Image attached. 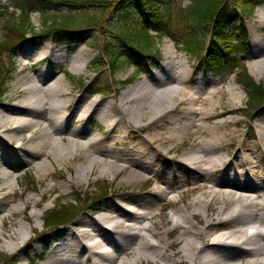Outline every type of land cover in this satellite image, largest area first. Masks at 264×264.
I'll list each match as a JSON object with an SVG mask.
<instances>
[{"label":"bare ground","instance_id":"1","mask_svg":"<svg viewBox=\"0 0 264 264\" xmlns=\"http://www.w3.org/2000/svg\"><path fill=\"white\" fill-rule=\"evenodd\" d=\"M262 10L264 6L255 13L256 27L264 26ZM257 41L255 38L254 43ZM46 48L37 54L29 47L24 54L36 63L46 57L73 62L75 74L85 67L83 48L70 56L51 53V43ZM166 53L168 57L175 52ZM168 64V80L161 73L157 82L148 80L143 87L122 93L117 103L81 96L72 99L58 79L51 82L53 74L47 68L12 84L10 90H19L20 95L11 103L0 104V202L15 193L18 176L13 177L9 165L16 158L30 165L31 160L44 157L33 166L40 177L49 174L52 162L75 165L69 182L76 184L85 182L94 171L98 176L121 175L122 183L140 189L150 176L156 181L164 179L166 184L154 186L146 195L123 196L120 204L113 205L126 220L134 217L133 224L102 214L80 220V230L61 233L62 240L50 247L45 264H113L115 255L124 251H129L131 258L118 264H137L145 259L160 264H264V121H259L256 141L248 144L235 129L238 120L228 117L241 99L236 83L228 80L234 84L226 90L225 98L215 83L205 89L209 80L192 79L179 69L181 64ZM249 70L258 79L264 72V60ZM71 104L73 111L69 113ZM91 115H97L110 130L105 139L82 128L69 129L70 120L84 123ZM121 124L146 129L139 140L132 130L121 131ZM22 132L25 136L19 135ZM234 143V155L230 156ZM53 188L47 185L46 190ZM171 191L178 194L177 199L169 196ZM197 191L196 197L188 199ZM155 195L160 201L169 196L168 202L177 208L171 216H161L165 227L156 224V214L151 213L160 203ZM29 202L35 207L38 203L26 196L23 203ZM20 211L17 205L9 208L10 215ZM3 218L0 216L1 221ZM144 221L149 224L143 225ZM101 223L108 227H101ZM89 231L105 238L91 242L85 256L82 240L94 234ZM1 236L12 244L2 240V247L13 252L26 240L21 226L6 236L0 232Z\"/></svg>","mask_w":264,"mask_h":264},{"label":"rangeland","instance_id":"2","mask_svg":"<svg viewBox=\"0 0 264 264\" xmlns=\"http://www.w3.org/2000/svg\"><path fill=\"white\" fill-rule=\"evenodd\" d=\"M14 1L15 0H0V11L4 13L1 17L2 25H0V40H2L4 34L2 27H5L6 22L12 17L17 19L19 16L20 10L12 7V5L15 6ZM111 2V5H116L118 3L116 0H111ZM172 2L173 4L180 3L181 7L187 8V6H190L191 0H175ZM229 4L230 2L227 3V6H229ZM3 7L6 9L3 10ZM261 7L257 8L251 13V15L244 16V26L247 28V36L245 41L242 40L244 50L237 60H239L241 65H245L247 73L253 81L264 85V72L258 76V79L253 78L249 72V69H251L253 64L264 60V26L256 27V20L258 17H255V13L260 10ZM51 8V12L58 16L63 15L79 18L81 15H93L97 19V25L92 26V30H90L88 34L90 38L86 40L85 43H58L48 40L42 33L43 31H48L50 27H52L50 26L51 21L49 20V22L44 25L42 16L39 13L31 12L28 16V27L32 28V30L28 29V32L25 35L26 40L16 45L14 60H8L7 55L0 56V65L3 64L7 73L10 72L7 74L5 71L2 80L0 81V89L3 90V94L5 93L0 98V104L15 101L20 93L18 92L19 90H10L12 84L19 80L20 77L26 75L30 76V74L34 76L40 74L41 68H47L50 70L53 74L51 82L58 79L61 82L62 87L64 86L65 89L71 92L72 99L81 96L84 98L86 97V99L89 100L97 98L105 103H117L122 93L126 94L130 89L141 88L143 87L144 82L148 80H151L150 82H157L161 73L165 74L164 77L168 80L167 76H169V74H166L169 65L168 62L174 61L177 63V66L181 64L179 69H182L185 73H189L192 79L203 77L209 80V84L205 86V89H210L213 83H215L214 86L219 87L224 91L226 95L225 98L227 97L226 90L229 87H232L234 84L233 82H235L236 84L234 85L237 86L236 92H238L241 99L238 103L234 104L235 109L228 117L231 116L238 120L239 126L235 129L242 135V138L248 144H252L256 141L257 128H260L259 125L261 124L259 121H264V114L261 117L252 120L255 114L252 113V108L248 106V102L246 101L247 93L242 87H240L238 81H236L237 79H240L239 70H236V76L234 74H223L219 77L210 70L209 67H203V65L199 64L193 56L184 52L182 46H176L170 39L160 37L154 32H149V41L151 43L149 50L155 54H146L145 56L136 53L130 57L125 55L126 60L125 58H122L124 57L123 55L120 57V60L114 59L111 57L113 54H119L120 56L125 50H128L126 46L120 42L117 36L113 34V31L117 28L121 29V27L131 21L132 15L130 7L122 13L113 10H104L103 8L100 9L95 6L86 7L85 9H80V11H75L73 9L69 10L65 7L54 5H51ZM55 9H58V11ZM261 12L264 13L263 10ZM199 34V41L201 45L204 46L207 42L205 35L203 34V31H199ZM237 35L239 38L241 37L238 32ZM255 38L258 39L256 43H254ZM50 43L54 47L51 53L56 56L63 53L66 56H70L83 48L82 57H86L87 61L81 72L78 74L73 72V62L71 63L68 61L64 63L63 61L60 62L46 57L36 63L30 57H26V53L24 54L29 47L35 48L37 54L43 53L46 49L48 50L46 47ZM168 50H174L175 53H173L172 56L166 57L165 54H167L166 52ZM114 60L115 63L112 64V61ZM108 63L114 68H118L114 70L112 66L107 65ZM9 64H12V66H8ZM229 79H232L233 82H229ZM84 83L87 86L82 89L81 87ZM223 108L228 109L229 106L223 104ZM72 109L73 104H71L69 108V113L73 111ZM121 125V131L124 129L128 131L132 130V135L136 136L137 139H139L140 134L146 129L142 125L137 129L130 127L126 128L124 124ZM68 127L70 130L82 128L86 130L87 133L101 139H105L108 134H110V130H108L103 120L97 115H91L84 123L78 122L77 119H75V121L70 120ZM19 135L25 136L23 132ZM62 137H67L66 131ZM232 146L233 147L229 150L230 156L234 155V149L236 148L235 143ZM44 159V157L34 159L29 162L30 165H26V163H20L21 161L16 158L14 159V163L9 165L12 172H14L13 177L18 176V184L15 186L16 189L14 195L4 197L0 202V216H4L2 219L3 221L0 220V232L4 233L6 236L8 232L10 233L13 231L15 227L21 226L26 232V240L20 243L21 247L16 252H13L10 250V247H2L4 245L2 240L7 241V244L10 246L12 244L7 238L4 239L1 236L0 256H13L17 264H27L26 257L24 256L26 247L29 248L28 257L35 260V264H45L50 247L62 240L61 233L69 230L77 231L76 228L78 227L80 220L89 219L94 213L103 212L102 215L107 217L114 215L119 223L122 221L126 224L135 223L136 219H134V217L126 220L123 215L121 216L118 211H115L113 205L120 204V199L123 196L146 195L148 194L147 191L154 186L163 187L166 185L164 179L156 181L150 176V180L148 179L140 189L122 183L120 181L121 175L116 176L115 178H112L111 176H98L95 171L88 175L85 182L76 184L71 181L69 182V179L75 175V165H57L54 162H52L53 166H50L49 174L45 175L46 177H40L35 172L33 166L39 161H44ZM5 161H7V159H5ZM174 184L175 183H172L173 186ZM201 184L199 185L201 186ZM47 185L54 186L53 190H46ZM191 187L189 186L188 188ZM197 193H199V191L190 195L188 199H191L193 196L196 197ZM26 196L37 200L38 203L36 207L32 202H29L26 205L23 203ZM156 196L157 195H155V200L160 203H157L152 208L151 213L156 214V217L154 218L156 224L160 227H165V225L162 224L164 223L165 218H162L161 216H171V214L174 213L172 212L173 209L174 211L177 209L168 202V198L170 196L177 199L178 194L175 191H171L169 196L165 197L163 201H160ZM15 205H17L21 211L14 215H10L9 208ZM58 209H67L66 211H72V214L76 216L77 214L79 215L76 219L69 222V224L66 223L59 226V228L45 230L43 227L45 214L50 210ZM71 217H73V215ZM199 217H202V215H199ZM212 218L214 219V217ZM188 221L193 225H197L194 219H188ZM2 223L5 229L1 228L3 227ZM142 224L148 225L149 222L144 221ZM176 232H174V234ZM112 236L118 238L117 234H112ZM45 239H48V241ZM104 248L106 250L109 249L107 246ZM127 257L131 258L129 251H124L121 254L115 255L116 261L113 262V264H118L121 261H124ZM92 261H94V259ZM59 263H61V261ZM137 264H160V261L152 263L150 260L145 259L139 261Z\"/></svg>","mask_w":264,"mask_h":264},{"label":"trees","instance_id":"3","mask_svg":"<svg viewBox=\"0 0 264 264\" xmlns=\"http://www.w3.org/2000/svg\"><path fill=\"white\" fill-rule=\"evenodd\" d=\"M116 5H111V0H15L14 5L20 9L17 19L12 17L3 28L4 34L0 40V56L7 55L11 60L15 55V47L24 41L28 32L29 14L36 11L42 16L46 25L49 20L52 27L43 31V35L57 42L77 41L84 42L90 38L89 31L96 26L97 19L93 15L73 16L55 15L49 11L51 5L62 6L66 9L80 11L86 7L95 6L104 10H113L122 13L128 10L132 15L131 21L123 27L115 29L113 34L126 46L122 55L150 53L149 30L160 37H169L176 45L183 44L185 52L195 53L198 59L204 60L209 67L222 75L240 69V79H237L247 93L248 106L252 112L264 111V85L256 83L247 74L245 66L238 63L236 56L241 49L238 45H232L230 26L237 21L241 12L251 14L252 10L264 3V0H191L190 6L181 7L180 3L173 4L175 0H116ZM230 2L229 6L227 3ZM237 5L241 11L237 10ZM0 11V25L2 16ZM204 30L205 34L211 35L206 53L199 48L200 41L197 32ZM122 30V31H121ZM243 31V30H242ZM131 53V54H130ZM115 55V54H114ZM119 55V54H118ZM113 58L117 59L119 56ZM115 60L112 61V64ZM5 67L0 65V81ZM1 84V82H0ZM3 90L0 89V98ZM88 201V199H87ZM90 209V208H89ZM67 210V209H66ZM64 209L50 210L45 214L43 227L45 230L59 228L73 221L76 215ZM73 215V217H71ZM78 215V214H77ZM75 217V218H74ZM71 219V220H70ZM27 253V251H26ZM28 257V254H26ZM30 264L35 261L28 259ZM0 264H17L13 256H0Z\"/></svg>","mask_w":264,"mask_h":264}]
</instances>
